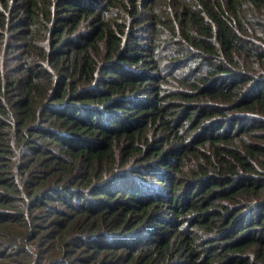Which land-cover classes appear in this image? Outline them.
Instances as JSON below:
<instances>
[{
	"label": "trees",
	"instance_id": "1",
	"mask_svg": "<svg viewBox=\"0 0 264 264\" xmlns=\"http://www.w3.org/2000/svg\"><path fill=\"white\" fill-rule=\"evenodd\" d=\"M0 264H264V0H0Z\"/></svg>",
	"mask_w": 264,
	"mask_h": 264
}]
</instances>
